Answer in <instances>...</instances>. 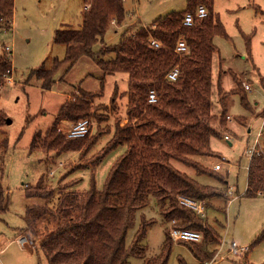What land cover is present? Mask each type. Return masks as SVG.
<instances>
[{
    "label": "trees",
    "instance_id": "1",
    "mask_svg": "<svg viewBox=\"0 0 264 264\" xmlns=\"http://www.w3.org/2000/svg\"><path fill=\"white\" fill-rule=\"evenodd\" d=\"M81 29H62L55 34L56 44L66 48L65 60H53L51 66H42L31 73L45 90L55 84L57 71L64 65H73L82 57L95 60L105 75L126 74L129 79L127 103L118 113L115 96L108 110L107 105L96 104L102 92L79 91L62 106L46 134L34 137L31 149L45 153L78 154L86 158L91 168L90 188L80 192L72 189L74 183L61 182L51 189L42 181L26 190L28 198L39 197L49 204L31 206L26 210L27 236L31 244L40 241V250L48 264H130L135 258L143 264H168L173 244L171 231L189 230L202 235L199 243L184 244L201 264H208L218 254L222 239L206 215L181 203L186 198L205 207L224 212L218 200L230 202L229 174L222 175L204 167L196 157L217 156L211 149L212 138H224L216 124L229 123V99L231 95L246 91L236 74V87L225 92L221 77L217 94L221 110L214 114V57L218 54L215 38H228L226 29L214 11V0H189L182 12L160 17L149 28L134 23L126 29L120 43L115 46L97 45L113 22L126 27L128 14L124 0H84ZM199 7H205L208 16L195 18L192 27H185L188 14L195 15ZM15 0H0V34L13 29ZM184 40L188 53L179 54L177 46ZM156 41L159 47L152 44ZM250 40H248L250 50ZM13 67V62L2 53L0 74ZM179 70L177 80L169 75ZM157 97L150 102V94ZM247 105V98L242 97ZM106 115H104V114ZM103 114V115H99ZM113 116V123L109 115ZM94 117L99 129L90 140H73L61 131L66 123H78ZM243 122L242 118L237 119ZM125 121V124H123ZM1 123V121H0ZM244 123V122H243ZM92 126V125H91ZM92 127H90L91 129ZM112 133L110 142L97 154L89 157L101 134ZM126 152L112 166L102 190L97 188L96 169L103 160L119 147ZM8 147V141L0 142V149ZM174 162L192 168L197 175L214 179L216 186L204 185L180 172ZM246 198L264 197V155L252 158L247 168ZM155 201L159 215L166 224L165 241L160 253L149 256L144 244L155 220L137 216ZM4 190L0 187V209L5 204ZM136 230L131 242L130 232ZM264 242V230L254 245ZM179 264H186L182 259Z\"/></svg>",
    "mask_w": 264,
    "mask_h": 264
},
{
    "label": "rangeland",
    "instance_id": "2",
    "mask_svg": "<svg viewBox=\"0 0 264 264\" xmlns=\"http://www.w3.org/2000/svg\"><path fill=\"white\" fill-rule=\"evenodd\" d=\"M188 2L124 0L129 26L112 24L104 37V43L97 45L96 50L99 51L103 45L110 47L120 43L126 29L134 23L139 24L138 27L149 28L160 17L185 11ZM84 7V0H15L13 30L0 34V47L8 46L13 50L15 70L13 84L0 82V142L8 141V147L0 149V187L5 194V204L0 209V264H48L40 250L39 240L33 244L28 241L26 247L18 243L22 237L27 238L21 236L26 229L27 208L49 204L39 197L28 198L27 188L35 187L41 181L51 189H57L61 182H76L72 189L80 192L90 188L92 172L91 168L86 167V158L74 153L57 155L31 149L34 137L47 133L68 97L77 95L79 91L102 92L96 104L107 105L108 110L112 109L109 104L116 96L119 108L115 111L118 113L127 103L128 75H105L90 57H82L73 65L64 64L57 71L51 90H44L40 82L31 77L33 71L44 65L51 66L55 59L60 62L65 60L66 48L55 43V34L62 29H81ZM214 11L220 15L228 35V38H215L218 54L214 57L213 65L214 114L218 115L221 110L217 94L220 77L225 92H231L236 87L230 73L237 75L244 89L249 85L250 90L231 95L229 123L225 127L219 123L215 125L224 137L211 140V149L217 156L195 158L213 171L216 165H221L220 174H229L228 182L232 188L229 197L231 203L228 204L227 200L217 202L223 208L226 207L224 212L210 208L205 213L208 223L216 228L222 239L218 248L219 256L210 264H264V242L254 245L264 230V197H245L249 166L247 151L254 146L264 124V0H214ZM242 97L247 98L248 106L242 104ZM113 116H108L112 119L111 125ZM239 118L244 123L237 120ZM89 120L92 122L88 136L90 140L106 125L98 126L94 117ZM71 125L66 123L62 128L66 131ZM112 137V133L98 136L89 157L100 152ZM263 146L262 139L259 148ZM125 152L126 147H119L96 169L99 190L104 188L112 166ZM173 164L180 172L201 184H217L214 179L197 175L192 168L178 162ZM52 171L55 172L54 176L50 175ZM231 193H235L238 198L234 199ZM142 216L155 220L144 244L149 256H156L165 241L167 226L153 199L150 206L138 214L137 226ZM135 232H130L129 243ZM233 243L238 246L236 251L232 249ZM243 248L248 251L241 258L240 251ZM180 259L186 264H201L184 244L175 242L168 264H179ZM129 262L143 264L135 258Z\"/></svg>",
    "mask_w": 264,
    "mask_h": 264
},
{
    "label": "built area",
    "instance_id": "3",
    "mask_svg": "<svg viewBox=\"0 0 264 264\" xmlns=\"http://www.w3.org/2000/svg\"><path fill=\"white\" fill-rule=\"evenodd\" d=\"M208 16V11L205 7H199L196 14L192 15V14H188L185 17L184 20V25L185 27H192L194 25V21L195 18L198 19H204ZM113 24H116V22H113ZM152 44L155 45L156 47H159V44L156 41H152ZM177 52L179 54H186L188 53V47L186 45V42L182 39L179 41L178 46H177ZM2 53H5L9 59L12 60V54H13V50L8 47V46H3L0 47V55ZM13 67L8 70L5 74L1 75L0 74V82L5 81L8 83L13 84L14 83V75H13ZM179 76V70L175 69L174 71H172V73L169 75V79L171 81H176L177 78ZM245 89L248 91L250 90L249 85L245 86ZM150 102L151 103H156L157 102V97L154 93L150 94ZM92 125V122L89 119L86 120H82L78 123H74L72 124L69 129H67L66 131L62 128V132H65V135L67 136V138L69 139H73V140H79V139H85L90 135V127ZM264 140V124L261 127L258 135H257V140L254 144L253 147H250L247 151V156L249 158V163L252 160V158L256 155H264V146L262 149L259 148V144L261 142V140ZM224 162V161H223ZM60 167H62V164H60ZM216 172H219L222 170V166L221 165H216L215 169ZM51 176L55 175V172L52 171ZM232 190V188H231ZM232 196L234 197L235 195L233 193H231ZM236 198V197H234ZM181 203L185 206H187L188 208L196 211L199 215L204 216L205 215V208L202 204L200 203H196L192 200L186 199V198H180ZM171 237L173 239L174 242H187V243H199L202 240V235L198 232L195 231H189V230H172L171 231ZM18 243L21 244L23 247L28 246V240L26 237H22L21 239L18 240ZM223 247V245H222ZM238 248L236 243L232 244V249H234L236 251V249ZM222 249V248H221ZM220 249V250H221ZM248 249L247 248H243L240 251V257L244 258L245 254L247 253ZM220 253V252H219ZM219 253L216 255L215 259L216 260L219 256ZM220 259H224V258H220ZM210 264V263H209Z\"/></svg>",
    "mask_w": 264,
    "mask_h": 264
},
{
    "label": "crops",
    "instance_id": "4",
    "mask_svg": "<svg viewBox=\"0 0 264 264\" xmlns=\"http://www.w3.org/2000/svg\"><path fill=\"white\" fill-rule=\"evenodd\" d=\"M216 14H218V13H216ZM219 15V14H218ZM220 16V15H219ZM127 26H129V24L127 25ZM13 30V29H12ZM215 42V41H214ZM14 73H15V70H14ZM247 85V84H246ZM71 97L69 96L68 97V99L67 100H69ZM234 190V189H233ZM236 193V192H235ZM235 193H233L234 195H235ZM234 197H236V198H238L236 195L234 196ZM236 198H234V199H236ZM229 203H231V201L229 202Z\"/></svg>",
    "mask_w": 264,
    "mask_h": 264
}]
</instances>
